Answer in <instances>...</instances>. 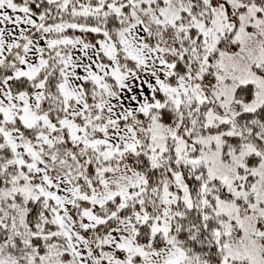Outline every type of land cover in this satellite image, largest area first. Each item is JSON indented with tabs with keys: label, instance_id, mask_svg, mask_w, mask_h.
Listing matches in <instances>:
<instances>
[{
	"label": "snow or ice",
	"instance_id": "6c2138e0",
	"mask_svg": "<svg viewBox=\"0 0 264 264\" xmlns=\"http://www.w3.org/2000/svg\"><path fill=\"white\" fill-rule=\"evenodd\" d=\"M0 264H264V0H0Z\"/></svg>",
	"mask_w": 264,
	"mask_h": 264
}]
</instances>
